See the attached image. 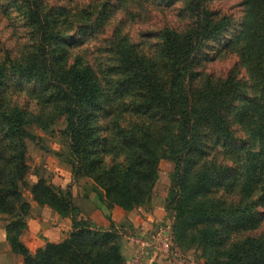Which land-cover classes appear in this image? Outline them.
<instances>
[{"label":"trees","instance_id":"16d2710c","mask_svg":"<svg viewBox=\"0 0 264 264\" xmlns=\"http://www.w3.org/2000/svg\"><path fill=\"white\" fill-rule=\"evenodd\" d=\"M112 1L77 12L44 0L2 4L29 39L0 58V214L28 208L20 193L25 140H35L28 127L64 117L73 172L94 180L107 209L149 199L165 159L175 243H196L205 264H264V0H240L238 16L214 8L217 0H160V9L179 4L185 23L137 43L119 21L104 40L106 60L74 53L126 4ZM224 58L234 59L226 72L207 69ZM22 94L35 109L20 104ZM33 193L69 217L72 231L29 264H122L118 242L110 244L117 234L77 219L68 194L42 180Z\"/></svg>","mask_w":264,"mask_h":264},{"label":"rangeland","instance_id":"374dc122","mask_svg":"<svg viewBox=\"0 0 264 264\" xmlns=\"http://www.w3.org/2000/svg\"><path fill=\"white\" fill-rule=\"evenodd\" d=\"M5 1L7 0H0V58H3L5 55L6 49H10L14 52L18 44L24 43L26 39H29V34L23 26V19L18 13H15L14 9H9L7 14L4 13L2 4H4ZM104 1L109 0H44V5L47 7L53 5H68L73 11L77 12L86 7L88 3L94 2L100 4ZM115 1L117 0H113L112 2ZM125 2L124 8L117 10L100 29L95 39L84 44L81 50L74 49V53H82V55H86L91 59L92 57L96 58L102 55L106 60L107 52L104 51V47L107 43L104 42V40L110 38L113 29L118 26L119 21L124 22L123 33L128 34L130 38L137 43L146 42L150 32L159 30L164 26L185 23L179 4L168 9H160L162 4H157L160 0H152V2L156 4H152L149 0H126ZM140 2L143 3V6H138L137 3ZM239 2L240 0H217L214 3V8L217 6L223 11H230L238 16L241 11V6L238 5ZM233 63L234 59L224 58L223 60L211 64L207 69L210 71L212 70L216 74H220L226 72ZM18 101L20 104L27 103L31 109H35V101L30 100L27 95H20ZM65 130L66 120L64 117L54 120L45 129L36 125L28 127V132L35 137V140H25L26 169L20 187L21 199L27 203L28 208H26L24 213L17 212L12 216L0 214V264H17V260H19L21 264H29L28 258L34 257L38 250H41L47 243H50L46 242L41 248L32 250L29 244H24L21 241V236L29 228V222L31 220L38 222V220H43L47 215L44 210H50L54 215L60 218L69 219V217L60 216L51 206L37 201V197H41V195L38 190V196H35L33 190L34 186L39 181L42 180L45 184L56 189L58 188L63 194H68L73 206L77 209V219H85L86 211L88 210L83 206V196L80 190L81 186H83L82 184L95 187L100 192L102 199H105L104 191L97 186L91 177L75 176L73 170L76 164L71 156L69 149L70 141L68 133ZM172 171L173 166L171 162L165 159L159 162L156 185L158 190L165 187L166 198L168 197L171 187L169 178ZM166 198L163 200L162 198H158V196L155 197L153 188L151 197L144 200L140 206H136L132 209L138 207L149 208L158 204L164 205L165 207ZM114 207L125 209L123 205ZM167 213L170 218V227L172 230L175 223L173 219L174 214L172 212ZM47 218H50V216H47ZM69 221L71 223L70 219ZM10 224L12 225L9 226ZM71 231L72 224L70 232L62 241L70 235ZM108 231L115 232L118 236V238L116 240L114 239L110 244L114 242L115 244L117 242L119 243L120 234L118 230L111 228ZM258 232L264 233V223L261 228L258 229ZM15 237L21 243L22 248L11 244L10 238ZM180 240L181 242L177 240L178 243L176 244L173 237V253L168 255L180 256V254H188L200 264H205L203 249H197L196 243L187 245L188 243L185 239L180 238ZM8 251L12 254V257L9 258V262L7 260Z\"/></svg>","mask_w":264,"mask_h":264},{"label":"crops","instance_id":"0c3cea01","mask_svg":"<svg viewBox=\"0 0 264 264\" xmlns=\"http://www.w3.org/2000/svg\"><path fill=\"white\" fill-rule=\"evenodd\" d=\"M81 186L80 190L83 196V206L87 208L85 219L91 225V228L99 231H108L111 228L118 230L120 234L119 247L122 257V264H130L131 260L138 252L136 243L130 240L131 236L150 237L159 227H170V218L164 205H155L149 208L138 207L125 211L118 207L107 209L102 201L100 192L91 185ZM156 185V184H155ZM154 196L166 198L165 187L161 190L154 187ZM47 214L43 220L30 221L29 228L21 236L24 244H29L32 250L41 248L46 242L58 244L71 230L69 219L60 218L54 215L50 210H44ZM50 216V218H47ZM9 253V254H8ZM7 260L12 257L8 251ZM17 264H21L17 260ZM139 264H200L188 254L180 256H170L158 253L150 257L143 258Z\"/></svg>","mask_w":264,"mask_h":264},{"label":"built area","instance_id":"2783aa9c","mask_svg":"<svg viewBox=\"0 0 264 264\" xmlns=\"http://www.w3.org/2000/svg\"><path fill=\"white\" fill-rule=\"evenodd\" d=\"M130 240L137 244L138 252L130 264H139L143 258L158 253L172 254L174 249L171 227H159L150 237L131 236Z\"/></svg>","mask_w":264,"mask_h":264}]
</instances>
